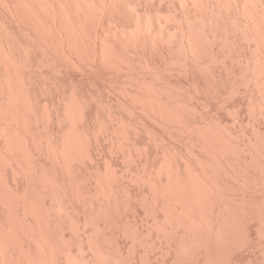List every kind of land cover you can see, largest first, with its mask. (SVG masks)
Returning <instances> with one entry per match:
<instances>
[{
    "label": "bare ground",
    "instance_id": "obj_1",
    "mask_svg": "<svg viewBox=\"0 0 264 264\" xmlns=\"http://www.w3.org/2000/svg\"><path fill=\"white\" fill-rule=\"evenodd\" d=\"M255 13L256 17L260 13L259 18L264 20V0H0V264H117L119 240L130 241L132 246L138 244L134 229L138 225L135 227L138 220L136 191L140 184L136 145L139 130L134 128V123L129 133L127 126L131 125L130 117L138 118V103L152 113L153 119L163 114L171 118L175 113L167 109L170 106L166 103L170 100L166 92L160 91L161 96L166 95L169 100L165 102L167 108H162L160 92L150 86L153 79L158 81V76H154L153 81L148 79L151 82L148 85L146 75L142 77L139 71H147L149 76L156 75L154 71H165L163 80L166 82H171L175 74L181 77L180 71H208L207 65L211 63L215 68L216 63L201 60L200 44L212 47L229 40L245 43L249 59L245 57L243 70H251L250 66L255 64L253 59H257H252L249 46L253 43ZM138 75L146 84L138 86V82H142ZM192 99L191 96L190 101ZM116 106L122 107V111L125 108L129 116L125 119L127 124L119 121L120 113L118 117L114 114L121 110L117 112ZM167 152L163 153L169 155ZM161 157L162 164L157 165L161 169L156 167V171L159 176L165 173V184L162 182L159 190H152L154 181L150 180L145 183L150 185L145 186L152 185L151 190L162 192L166 200L174 196L173 202L180 204V215L184 216L190 210L185 211L187 181L185 177L183 181L178 178L188 170L177 177L169 166L172 160ZM160 171L163 172L159 174ZM153 173L151 171L150 177L154 180L158 175ZM189 178L191 184L193 180L190 182ZM147 179L148 175L144 182ZM191 186L188 187L193 189L194 184ZM158 192L151 193L155 195H151L153 202L157 195L162 196ZM189 193L188 196L194 195ZM165 203L170 204L168 200ZM164 206L157 210L162 211ZM182 217L179 219L183 220ZM116 220L124 225L117 236L114 235L115 229H119ZM183 225L186 224L183 222ZM128 251L125 252L128 254Z\"/></svg>",
    "mask_w": 264,
    "mask_h": 264
},
{
    "label": "rangeland",
    "instance_id": "obj_2",
    "mask_svg": "<svg viewBox=\"0 0 264 264\" xmlns=\"http://www.w3.org/2000/svg\"><path fill=\"white\" fill-rule=\"evenodd\" d=\"M256 14L257 13H255V16H254V25L252 26V32H251L253 36L251 37V41L255 43L253 44L250 42L251 45L249 43V46L252 51L251 52L252 59L257 57L256 60L253 59V62H255L257 67H254L255 64L252 62V59L250 57V63L252 62L254 64V66L253 64L252 65L250 64L251 65L250 68L252 71L248 70L250 71L248 72V71L243 70L244 65H245L243 63L246 60L245 57H248L249 59V56L247 54V51L244 50L245 43L242 42L241 40L239 41L229 40L230 41V42L228 41L229 44L227 42H224V44L221 43L218 45H214L212 47H210L207 43L206 44L201 43L200 49H199V53H200L199 55L201 57V60L204 63H206L207 61L208 62L215 61L216 63L215 68H213V64L210 63L209 65H207L208 71H199V72L195 70L194 71H180L182 73L181 77L180 75L178 77L175 74L171 82H166L163 80V78L165 77V71H154L156 73H154L153 71H150V73L152 72V74L153 73L156 74V75L150 74V76H149V73H147V71L146 72L139 71V73L142 72V75L140 74L142 77L146 75L145 80H147L148 85H150L149 83L151 82L149 81L151 79L158 76L159 78V79L157 78L158 81H155L156 78L153 79L154 82H152L150 86L152 88H155L156 90L155 92L157 93L160 91L161 92L163 91V93L166 92L165 94L167 95V97H169L170 101L168 100L167 97H165L166 95L161 96V94L163 95V93L160 92L158 96L160 100L162 97L161 103L163 104V106L161 104L160 107L164 108L166 107V104L169 105L170 107L168 108L166 107V108L169 109L170 113H173V111L175 112L173 113L174 115H172L171 118L170 117L168 118V116L163 114V116L166 118H164L163 116L162 117L159 116L162 119L160 120L158 116L154 115L156 116V118L154 117L153 119L152 113L148 111L147 108L146 109L145 107L143 108L141 103H138V118H136L137 120H135V117H132V118L130 117L129 119L128 118L129 116H127V114L125 113V108L123 109V111H122V107L119 108L117 106L115 107L116 109L115 108L112 109V110L115 109L117 112L121 109L118 113L116 112L114 113V111H112V113L117 115L116 117H118V114L120 113L119 114L120 120L119 119L118 120L119 121L122 120V122L124 120L125 122L124 125L127 124L128 121L126 120L129 119V123H131V125L128 124L127 126L128 132L130 129H133L134 123H135L134 128H138L139 130L138 135H137L138 137L136 136V139L138 138V141H136V145L138 144L137 145L138 152H139L138 160H140V162L138 161L139 162L138 182H140V184L138 183V186H139L137 189L138 192L136 191L137 193L136 198L138 197L136 201V204L138 206V207L136 206L138 210L137 211L138 220L135 223V227L137 224L138 225L136 227L137 229L136 228L134 229L135 242H138V244L134 243V245L132 246L130 241L125 242L124 240H121V241L119 240V243H121L119 244L120 251L121 252L123 251V252H122V255L119 250L118 252H116L115 259L117 260V264L120 262H121L120 264H122L123 262H124L123 264H125V259H126V263L129 260L128 261L129 264L131 263L132 264H139V263L140 264H264V89L261 88V87L264 88V84H263L264 83V73L262 71L264 70V66H262L264 64L263 63L264 60L262 61V58L264 59V56H263L264 55V52H263L264 51V20H262L261 16L259 18L260 13L257 15V17H256ZM263 18H264V14H263ZM252 39L253 40L255 39V40L253 41ZM235 44L238 45L240 48L243 46V49L242 48L240 49L239 47L235 46ZM240 44H242V46ZM229 45L233 46L234 48L233 47L230 48ZM254 47L255 48L257 47L255 51H254L255 49ZM227 48H229L228 53H227ZM232 49L234 51L239 49L240 52L236 51L237 52V55H236V52H233ZM206 52H209V53H206ZM258 54L261 55L259 56V58H258ZM229 55H230V58H229ZM253 55H257V56H253ZM258 59H260V61ZM257 60L259 61V64H257L258 63ZM232 62L233 64H231ZM240 62L242 63V65L240 64ZM254 68L257 69L256 72ZM237 69L240 71H238ZM260 69L262 70L259 73L258 70ZM143 72H145L146 74L145 73L143 74ZM176 72H179V71H176ZM253 72L255 73V75ZM261 73L263 74V76ZM140 75H138V80L142 82L140 83L138 82V86L141 83L146 84V81L144 79L141 80V78H139ZM251 75L252 77L253 76L254 77L252 78ZM176 80L178 83L176 82ZM176 86L178 87V89H173V87L177 88ZM138 90H139V87H138ZM180 90H181V93H180ZM184 91L185 92L187 91V92L185 93ZM259 93H262L263 95ZM174 94L176 98L173 96ZM190 95L193 98L191 101H190L191 99ZM138 96H140L139 100L142 99L141 90H139ZM229 97L232 98V100ZM167 100L171 103L167 102ZM165 102L167 103L165 104ZM172 104H174L175 107H172L173 106ZM179 105L181 106L180 107L181 109L177 108V106L179 107ZM191 107H194V108H191ZM182 108L184 109L182 110ZM172 109L173 111L171 112ZM178 109L181 111H178ZM176 112L179 114H177ZM148 113L151 114L152 116L151 115L147 116ZM178 115H181V116H178ZM186 116H187V119L184 118ZM174 117L176 121L175 120L173 121ZM180 117H182L183 119ZM146 118L147 119L149 118V119L147 120ZM177 119H179L180 121H177ZM179 122H180V125H176V124H179ZM129 126H131L132 128L131 127L129 128ZM170 129H173V130L171 131ZM202 131H204V133ZM168 132L169 133L171 132V133L169 134ZM178 132H182L183 134L178 133ZM177 134H180V135H177ZM152 142H154L155 144L157 143L158 144L155 145ZM227 143L231 145V148L228 147L229 144ZM161 146H166V147L162 148ZM165 148L167 149L168 152L166 151ZM155 152H156V155H155ZM161 152L162 153L167 152V154L169 153V155L174 154L170 156V157H173L174 159L170 158L169 155H166L164 153L162 155ZM140 153H143V154L141 155ZM161 156L167 157V159H169L170 161L172 160V162H169L170 163L169 166L173 174L175 173L177 177L179 174L181 176L184 170L185 171L188 170L186 172H183L182 175L184 176L179 177L178 179L181 181V178H182V181H183L185 177L186 180L184 181H187L186 182L187 183V186H186L187 195H186V200H185L186 201L185 205L186 204L187 205L185 206V208L187 206L189 208L187 207L185 211H188L190 209L188 212H192L194 209V212L188 215H186L188 212L187 213L185 212L184 216L182 215L183 216L182 217L180 215L181 210H179V208H181L180 204L176 203V201L173 202L174 198L172 199V197L174 196L169 197L170 199H167L169 203L171 199H172L171 202L174 203V204L170 203L171 204L170 206V204L167 205L168 203H165L167 201L166 200L167 197H165V195L163 196L162 192H158L159 187L161 186L162 182L163 184H165V181H166L165 176H164L165 173L161 174L163 171H160L159 173L161 174L160 175L161 177H160L158 175V172L156 171V167L157 169H161L157 166L159 165L160 161L162 162L163 160ZM145 158L147 159V161ZM184 164L185 165L187 164V165L185 166ZM150 167H152V169ZM153 170H155L154 173H153ZM148 171H150V175H151V171L153 175L156 173L155 176L158 175L157 176L158 180L156 179L157 177H155L154 180H153L154 177L151 179L152 175L150 177V175L148 174L149 173ZM188 172H191L190 173L191 175ZM147 175H148L147 182H144L146 181ZM188 175L190 176L189 178L190 182L193 180L191 184L188 182V179H187L189 177ZM142 178L143 179L145 178V179L142 180ZM159 178H162L160 179L161 181L159 180ZM150 180L151 182L154 181L153 183H151L153 185V186L151 185L153 189L151 186H150L151 188L150 187L147 188V186H145V185H148V186L150 185V184H145L148 182L150 183ZM155 180L157 181L155 182ZM195 180L197 182H195ZM198 180L201 181L202 183H200ZM158 181L161 183H159ZM192 183L194 184L193 189L191 188ZM189 185L191 187H188ZM190 188H191V191L192 190L194 191L192 192L189 191ZM151 189L152 190L158 189V190L157 191L155 190L154 191L155 193H154ZM195 189L198 191L196 192ZM150 190L151 192H149ZM156 192H158L157 194H162V196L157 195L158 197L157 200L155 199L154 200L155 202H153L152 200L154 199V197L152 196H155L154 194H156ZM189 192L193 193L194 195L191 194L190 196H188ZM151 193H154V194L152 195ZM129 194L132 197V200H134L133 198L134 195H132L131 191H129ZM187 196L192 201L187 199L188 198ZM194 196L195 198L196 196L197 198L199 196H201L202 198L201 197H199L200 199L196 198L197 200L196 201ZM162 198H164L165 200ZM160 200L162 201V203H164V205L166 204L168 207H170L167 211H166V208L168 207L166 205L164 206L162 203L159 204L161 202ZM174 200H176V198ZM188 202L190 203L188 204ZM159 205L166 207L165 209H163L164 207L162 208L163 209L162 211L164 213L161 210H157L159 208L161 209L162 207V206L159 207ZM173 205L176 209L172 207ZM194 205L198 209H196ZM198 205L199 207H197ZM178 206L180 207L178 208ZM151 207L152 208L154 207L153 208L154 210H152ZM151 210L153 211L154 214L151 212ZM169 210L171 212L172 211L174 212H172L171 214ZM175 210L179 211V213H177V211ZM164 214L166 215L165 217L166 219L164 218L165 216ZM171 215H174V217H172ZM176 215L179 216L180 219L182 217L183 220H180L179 217H177ZM188 217H189V220H188ZM155 218L157 221L155 220ZM173 219L174 221L172 223ZM116 221L120 222V220H116ZM182 221L184 222V224H186L185 225L186 227L183 225L184 228L182 227V224H183ZM118 222L116 224H119L117 225L119 226L118 227L119 229H115L116 231H114L113 229V231L115 232L114 233L115 236L120 235L119 233H122L121 231L123 230L122 226H124L123 224L121 226L120 225L121 222L120 223ZM153 222L155 225L153 224ZM155 222L156 223L158 222V223L156 224ZM199 222H201V224ZM170 224L171 225L174 224V225L171 226ZM113 228H116V227H113ZM146 228H147V231H146ZM168 229L172 230L171 231L172 233L168 232ZM178 229H180V231H178ZM175 230H177L176 233H175ZM171 234L176 235V236L172 235L173 237H171ZM138 235L141 239H139ZM160 238L162 239L159 240ZM189 240H192V241L189 242ZM127 244H130V245H127ZM121 245L126 248L124 247L122 248ZM127 246H129L130 248L129 247L127 248ZM135 246L137 247L135 248ZM158 247L161 249V251L158 249ZM124 250L125 251L129 250L128 254L130 255H128ZM123 256H126V258L123 259L124 258ZM138 259L140 260V262Z\"/></svg>",
    "mask_w": 264,
    "mask_h": 264
}]
</instances>
